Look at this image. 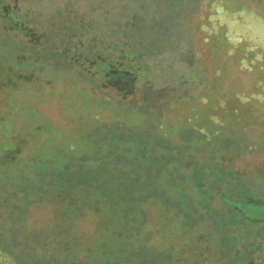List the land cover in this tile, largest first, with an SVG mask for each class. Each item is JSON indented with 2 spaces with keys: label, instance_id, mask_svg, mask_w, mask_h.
<instances>
[{
  "label": "rangeland",
  "instance_id": "374dc122",
  "mask_svg": "<svg viewBox=\"0 0 264 264\" xmlns=\"http://www.w3.org/2000/svg\"><path fill=\"white\" fill-rule=\"evenodd\" d=\"M65 2L50 0L43 5L41 0L29 6L40 15L35 21L29 17L28 26L45 34L46 48L57 35L54 24L57 29L68 24L74 27L93 16L84 10L86 0L70 1L68 10ZM127 2L125 6L126 0H101L93 6L100 18L93 30L73 31L69 38L76 47H71V54L83 52L87 60L102 56L111 80L117 78L110 73L117 70L116 65L120 71L135 73L124 87L93 76L89 64L74 66L60 59V47H41L38 52L36 47L21 45L35 61L30 57L18 61L15 39L0 35V182L8 183L0 186V230H9V223L13 224L12 250L22 245L24 252L43 258L56 250L54 261L69 264L96 231L104 226L110 230L122 221L125 228L117 234L122 241L128 237L145 241L129 245L130 256L120 252L111 257L109 249L105 256L117 264H179L181 214L160 192L161 172H168L170 185L179 186L185 162L191 159L195 167L214 169L211 179L222 176L235 186L246 183L264 192V80L252 68L254 61L264 63V0H203L190 6L187 0L172 4L171 0H144L149 8L158 5L145 14L156 18L151 27L140 19L133 27L131 19L139 0ZM175 2L181 5L176 13L168 10L177 6ZM2 3L9 4V0ZM114 13H124L120 15L123 32L108 31ZM223 34L227 46L219 37ZM238 38L245 43L239 60L232 58ZM78 41H92V50L87 53L83 46L82 51L75 45ZM125 41L129 45L123 46ZM251 51L253 56H248ZM7 63L18 66L20 80L11 74L10 81L2 79ZM260 69L264 73L263 64ZM192 147L204 151L214 147V159L218 154L221 166L205 163L211 158ZM144 151L159 160L157 173L143 171ZM115 176L135 180L151 193L141 202L142 207L153 202L147 224L126 218L113 221L111 214L125 216L105 197L107 184ZM9 180L13 188L25 189L10 197ZM211 187L203 191L208 201L205 212H210L211 205L215 213H186L191 242H185L189 258L182 264H264V220L248 219L264 214V206L242 203L238 210L226 208L220 199L226 192L219 191V184ZM26 198L22 218L13 215L9 201L21 206ZM238 212L247 218H237ZM63 222H73L71 230L80 234L69 242V255L56 243L66 241L71 230H58L48 238ZM96 234L95 243L100 241ZM108 235L105 240H113V234ZM161 252L166 254L163 259L158 255ZM141 255L148 258L147 263ZM100 256L99 250L90 251L78 264H99Z\"/></svg>",
  "mask_w": 264,
  "mask_h": 264
},
{
  "label": "trees",
  "instance_id": "16d2710c",
  "mask_svg": "<svg viewBox=\"0 0 264 264\" xmlns=\"http://www.w3.org/2000/svg\"><path fill=\"white\" fill-rule=\"evenodd\" d=\"M100 1L101 0H86V6H94L100 5ZM112 1V0H110ZM128 0H126L125 6L128 3ZM154 1V0H152ZM187 4L188 3H192L193 5H195L196 3L199 5L201 1L203 0H187ZM174 3L173 0H171V4ZM175 4L177 6H175V8H168L169 11L176 13L175 11H177V9L181 8V5L179 6L176 2ZM189 6L191 4H188ZM125 6H123V8H125ZM138 11H135V18L131 19V22L133 24V27H135V24H138L137 19L142 20L141 24H144L146 22H148L147 24L151 27L156 25L157 21L156 18L151 15L148 14L147 16L145 15L147 12L152 13V11L154 12V9L157 5V3L155 4L154 8H149L148 4L146 2H144V0H139L138 3ZM150 9V10H149ZM97 10V9H96ZM126 10V9H125ZM125 13H131L129 12H125ZM124 13H121L120 15H122ZM111 15V13L109 14ZM117 13L112 14V17L110 18V24H109V31L110 32H114V33H119V32H123V27H124V21H121L120 16ZM145 15V16H144ZM154 18V20H153ZM264 19V18H263ZM153 22L149 23L150 21ZM131 27V26H130ZM221 39V42L223 45H228L227 43V39L225 38V35H221L219 36ZM129 45L128 41H125L123 43V46ZM245 47V43L242 40V38H238L237 44L235 45V49L237 50L236 53L232 54V58H237L239 60L240 55L238 53L241 52V50ZM223 50L225 51V48H223ZM253 52L251 51V53L249 52L248 56L250 54H252ZM253 56V54H252ZM264 56V55H263ZM264 58V57H263ZM264 67V63L263 61H257V62H253L252 64V68L254 70H256V73L258 75V77L260 78V81L264 80V73L262 72V70L260 69L262 67ZM180 78H182V76L180 75ZM152 104H150L151 106ZM152 107V106H151ZM196 109V107L194 108ZM198 110L201 109V107L197 108ZM207 109V108H206ZM223 110H226L225 107H223ZM153 115L155 116V114L153 113ZM227 122V120H226ZM225 120L223 123H226ZM262 125V123H261ZM247 126V125H246ZM246 137V136H245ZM234 143H237V141H234ZM198 151H200V153L202 154V156L204 154H206L207 158H211V160H203V161H208L205 163H209L210 165L212 164H216L218 166H221L219 160H218V154L216 155V160L214 159L215 156V148L214 147H210V150H206L204 151L201 147H192ZM222 150V149H221ZM214 152V153H213ZM218 152V151H217ZM213 153V154H211ZM146 155V161L141 163L140 165L143 167V171L145 173H157L155 170V163L159 162V160H154L153 156L150 155V152H145L144 151V155ZM190 154V153H187ZM205 158V157H204ZM213 158V159H212ZM186 167L185 170L183 172V175H181V183L178 185H170V183L168 182V172L164 171L161 172V174L158 175V184L160 182V192L161 194H163V196L165 197V201L167 202V204H172L173 206H177L178 212L181 214V217L179 218V224H180V235L183 236V238L180 236L181 240L179 243L180 246L178 248H180V257H178L177 262H179V264H182V262H187V259L189 258V254L187 253L188 250L185 249V242L190 243L191 241L188 240L187 236L189 234V223L186 217V213H189V215H208L209 213L214 214L215 210L214 208L210 205V212H205V204H208V201L205 199L204 195H203V191L207 188V186H209V189L212 190L213 188L211 187L212 184H215L216 186L219 184V191L224 190L226 192L227 195H221L222 197L220 198L221 201L227 206L226 208L229 209H236L238 210L237 206H240L242 203L246 204L247 206H253V204H248V202H245L247 200L248 197H264V192L261 193V191H257V190H252L249 185H247L246 183H242L239 185L235 186L234 182L231 181H227L226 177H220V178H216L214 176V178L211 179L210 176H212L211 174L214 173V169L213 170H208V167L205 166V168H202L201 166L197 165L196 167L193 165V161L191 159H189L188 161L185 162ZM118 170H115V172H117ZM91 172V171H89ZM236 177V176H234ZM12 182L13 180H9V195L10 197H13V195L18 194V191H22L25 188H17V187H12ZM233 183V185L231 183ZM5 184H8L7 182H0V186H4ZM225 185V188L223 187ZM229 185V187H228ZM227 188V189H226ZM15 193L14 194V191ZM107 192L108 194L105 196L107 197L108 201L115 205L120 207L123 210V213H125V216L121 213L118 214H111L113 217V221H120L122 218H126L128 220V222L131 221H136L138 223L140 222H145L147 224L150 214H151V207H152V201L149 202L147 201L143 207L141 206V202H144L146 200H148L149 196H150V192L147 193L146 191H144L141 187V185L139 186L137 184V182L134 180H124V178L122 176H115L108 184H107ZM196 193V194H195ZM223 199V200H222ZM19 200H22V198L20 197ZM29 199L26 198L25 200H23V203L21 206H18V203H14L13 201H9V208H11V211L13 212V215L19 216L20 218H22V213L21 211L24 210V208L27 205V201ZM225 200V201H224ZM244 201V202H242ZM123 202V203H122ZM149 202V203H148ZM123 204V205H122ZM22 207V208H20ZM132 208L134 209L133 211L130 212V209L132 210ZM242 208V207H241ZM200 209L203 211L201 212ZM200 211V212H199ZM208 213V214H207ZM239 213V212H238ZM238 213H236L237 218L242 217L243 219H246V216H242L240 213L238 215ZM139 215L138 219H134V217H137ZM116 216V217H115ZM196 218L198 216H195ZM241 219V218H240ZM73 222H63L60 228H57V230L55 231L54 235H48V238L50 237H55L56 232L58 230H71L72 224ZM123 222H119V225H115L113 228H111L109 230L108 226H104L102 228V231H96L95 234L100 236V241L98 242H93L94 239V235L91 237V239H88V242L91 240V242L89 243H85L81 246H79V251L75 252L74 257H72V260L70 261L69 264H78V262H81L82 260H84V258L86 257V255L90 252V251H98L100 252V257L98 258L99 264H117V262L113 259H109V256H105V249H109L108 252L111 253V257H115L116 253H120V252H124L126 255H131V251L129 250V245H134L135 244H141L142 242H144L145 240L142 239L141 242H139V240H137L135 237H128L126 242L117 236L120 235L121 231H123L122 228H125V226H122ZM13 224L9 223V230L7 228L1 229L0 230V254H2L3 256L0 257L1 261L0 263H5V264H59L56 263L54 260V256L56 255V250H52L50 253L49 257H42V255H36L34 253H26L24 252L22 249V245L19 246L18 250H12V247L14 246L13 244L9 243V238H11V230H12V226ZM72 233H69L68 236H65L64 239L66 241H62L61 244L60 242L56 243V246H58L63 252L67 253L68 255L70 254L68 251V246L71 245L69 244V242H73L75 241V236L78 234L76 232H74V230H71ZM108 234H113V240H109L106 241L105 240V236H109ZM143 234H145L143 232ZM150 231L147 230L146 235L149 236ZM80 235V234H78ZM21 237V235H20ZM172 240V239H171ZM68 241V242H67ZM20 242V241H18ZM48 245H50V242H48ZM36 249L38 248V246L35 244L34 246ZM172 247L171 245L168 246V249ZM42 250V249H41ZM36 251V250H35ZM44 251V250H42ZM46 252L49 251V249L45 250ZM84 253V255L82 257H79L80 253ZM130 252V253H129ZM166 252V251H165ZM168 252H166L167 254ZM164 252L159 253V257L160 259H163L166 255ZM71 257V256H70ZM123 257V256H122ZM163 257V258H161ZM140 259H143L142 262L147 263V259L145 256L140 257ZM154 259V258H153ZM124 262L126 263L127 260L123 259ZM121 263V262H120ZM61 264H65L62 263ZM173 264V263H172ZM192 264H194V261H192Z\"/></svg>",
  "mask_w": 264,
  "mask_h": 264
},
{
  "label": "flooded vegetation",
  "instance_id": "af4514ba",
  "mask_svg": "<svg viewBox=\"0 0 264 264\" xmlns=\"http://www.w3.org/2000/svg\"><path fill=\"white\" fill-rule=\"evenodd\" d=\"M41 0H9V4L2 3V0H0V35L4 36H11V39H15V47L17 51L15 52V58L19 61V59L30 57L32 60L35 61L34 55L29 54L22 51L19 47L21 45L24 46H30V47H36L38 49V52L41 51V47L45 48L46 50H52L53 47H60L61 48V57L60 59L68 61L70 64L74 66H84V64H89L87 68H89L94 75L98 76L101 75V79H103L104 83H111L119 86H123V83H127L128 81H131L134 77H136L135 73H129L126 71H120V67L116 65L117 70L110 72L111 74L114 73L117 78L114 80L112 79V75L108 74L106 76V61L105 59L100 56L99 54L95 55L94 59L87 60V56L82 52L80 56H78L75 51L71 54V47L75 50V46H71L69 42V38L71 37L73 31H83L84 33H88L90 30H93L94 26L98 24V20L100 19L97 15V10L94 9L92 6H86L84 7V10L87 12H90L91 18H89L86 22L77 23L76 26L72 27L70 24H68L67 28H63L60 26V28H56L54 24V28L52 30H55L57 32V35H53L54 38L51 39V43L49 44V47L46 48L45 42L43 40L45 39V34L43 32H35L33 30L32 26H28V22L30 21V18L35 21V18L39 14L38 11H33L29 8L31 4H40ZM48 1V4L50 3V0H44V4ZM70 1L75 0H66L64 7L65 9H69V3ZM47 4V5H48ZM86 4V3H85ZM46 5V6H47ZM56 11V9H55ZM96 11V12H95ZM70 15V13H67V15ZM30 17V18H29ZM60 19V18H59ZM109 31V30H108ZM54 32V33H55ZM92 35V34H91ZM59 40V41H58ZM81 47L86 46L87 53H89L92 50V41H86L85 43H82L81 41H78L75 43V45H78ZM84 51V49H81ZM44 54V53H43ZM43 60L49 61V59L43 57ZM5 66L8 68L7 72L2 76V79H12V77L16 79H21L22 76L19 73L17 68L18 66L13 65L11 63L5 64ZM93 67H95V72L92 71ZM92 68V69H91ZM9 74L13 75L12 77L9 76ZM133 77V78H132ZM132 78V79H131ZM3 79V80H4ZM126 86V85H125Z\"/></svg>",
  "mask_w": 264,
  "mask_h": 264
},
{
  "label": "water",
  "instance_id": "95a60500",
  "mask_svg": "<svg viewBox=\"0 0 264 264\" xmlns=\"http://www.w3.org/2000/svg\"><path fill=\"white\" fill-rule=\"evenodd\" d=\"M243 202V201H242ZM247 202L248 204H253V206H249V207H260V206H264V198H254V197H248L247 198ZM243 206V204H241ZM249 220H254V221H261L264 220V214L262 215H256V216H250V218H248Z\"/></svg>",
  "mask_w": 264,
  "mask_h": 264
}]
</instances>
